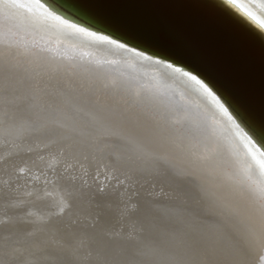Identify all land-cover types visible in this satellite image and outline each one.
Listing matches in <instances>:
<instances>
[{
    "label": "bare ground",
    "instance_id": "6f19581e",
    "mask_svg": "<svg viewBox=\"0 0 264 264\" xmlns=\"http://www.w3.org/2000/svg\"><path fill=\"white\" fill-rule=\"evenodd\" d=\"M0 264H264V147L193 74L0 0Z\"/></svg>",
    "mask_w": 264,
    "mask_h": 264
},
{
    "label": "water",
    "instance_id": "95a60500",
    "mask_svg": "<svg viewBox=\"0 0 264 264\" xmlns=\"http://www.w3.org/2000/svg\"><path fill=\"white\" fill-rule=\"evenodd\" d=\"M46 1L98 33L193 74L264 147V28L236 4L229 0ZM256 12L250 15L264 19Z\"/></svg>",
    "mask_w": 264,
    "mask_h": 264
},
{
    "label": "rangeland",
    "instance_id": "374dc122",
    "mask_svg": "<svg viewBox=\"0 0 264 264\" xmlns=\"http://www.w3.org/2000/svg\"><path fill=\"white\" fill-rule=\"evenodd\" d=\"M2 25V24H1ZM4 27H6V28H11L12 30H14L15 31V28H12V27H10V26H6V24H4L3 25ZM17 31V30H16ZM141 67V69H144V70H146L145 72L147 73V76L149 77V76H151V75H153V74H151L150 73V71H149V68H146V65H143V66H140ZM140 71V70H139ZM47 91H49L50 93H52V95H53V97H55L56 95H57V89H52V91L51 90H47ZM45 93L47 94V92L45 91ZM49 95V94H48ZM91 96V95H90ZM95 102H96V104H98V99H95ZM112 106V108H114L115 110H117V109H122V107L120 106V105H118V104H114V105H111ZM108 111H110V110H108ZM117 115V114H116ZM115 115V116H116ZM122 118V117H121ZM184 130V129H183ZM182 130V131H183ZM185 133H188L187 132V130L185 129V131H184ZM187 137H189V136H187Z\"/></svg>",
    "mask_w": 264,
    "mask_h": 264
}]
</instances>
